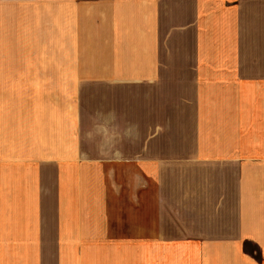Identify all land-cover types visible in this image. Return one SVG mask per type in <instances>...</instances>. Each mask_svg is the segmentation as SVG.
<instances>
[{
  "label": "crops",
  "instance_id": "crops-1",
  "mask_svg": "<svg viewBox=\"0 0 264 264\" xmlns=\"http://www.w3.org/2000/svg\"><path fill=\"white\" fill-rule=\"evenodd\" d=\"M0 264H264V0H0Z\"/></svg>",
  "mask_w": 264,
  "mask_h": 264
},
{
  "label": "clouds",
  "instance_id": "clouds-1",
  "mask_svg": "<svg viewBox=\"0 0 264 264\" xmlns=\"http://www.w3.org/2000/svg\"><path fill=\"white\" fill-rule=\"evenodd\" d=\"M135 137V126L129 125L121 129L116 138L113 137H99L97 140V150L101 153H107L111 151H118V140L119 138L134 139Z\"/></svg>",
  "mask_w": 264,
  "mask_h": 264
}]
</instances>
